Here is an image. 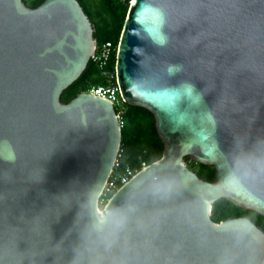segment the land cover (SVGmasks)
<instances>
[{
  "label": "water",
  "instance_id": "1",
  "mask_svg": "<svg viewBox=\"0 0 264 264\" xmlns=\"http://www.w3.org/2000/svg\"><path fill=\"white\" fill-rule=\"evenodd\" d=\"M93 32L77 0H0V264H264L250 220L210 218L220 199L264 217V0H131L117 85L164 150L102 208L117 114L87 93L61 101Z\"/></svg>",
  "mask_w": 264,
  "mask_h": 264
},
{
  "label": "trees",
  "instance_id": "2",
  "mask_svg": "<svg viewBox=\"0 0 264 264\" xmlns=\"http://www.w3.org/2000/svg\"><path fill=\"white\" fill-rule=\"evenodd\" d=\"M29 7L38 6L43 0H22ZM93 27L96 45L110 41L114 46L108 69H114L116 48L126 19L131 0H77ZM99 71L92 60L76 82L61 95L63 103L92 87L104 85ZM124 125L121 128L120 157L117 159L119 171L129 168L134 174L161 159L164 146L155 128L153 115L146 109L122 104ZM186 167L200 179L215 183L216 171L212 166H204L185 159ZM195 166V167H194ZM244 217L264 232V217L250 210H242L225 199L216 201L211 208L210 218L218 224L227 219Z\"/></svg>",
  "mask_w": 264,
  "mask_h": 264
},
{
  "label": "built area",
  "instance_id": "3",
  "mask_svg": "<svg viewBox=\"0 0 264 264\" xmlns=\"http://www.w3.org/2000/svg\"><path fill=\"white\" fill-rule=\"evenodd\" d=\"M113 52L114 46L110 41L96 45L95 54L93 58H91V60L97 67L99 76L104 80L105 84L92 87L85 93L110 101L117 114L119 126L122 128V126L124 125V121L122 119L123 102L119 94V88L116 80V71L115 67L114 69H108V65ZM119 157L120 150L118 152L117 159ZM118 169L119 164L116 160L113 170L100 196V204H105V202L116 190H118L122 185L126 184L135 175L134 172H132V170L127 167L122 171H119Z\"/></svg>",
  "mask_w": 264,
  "mask_h": 264
},
{
  "label": "clouds",
  "instance_id": "4",
  "mask_svg": "<svg viewBox=\"0 0 264 264\" xmlns=\"http://www.w3.org/2000/svg\"><path fill=\"white\" fill-rule=\"evenodd\" d=\"M157 14L160 16V22H161V25H162L163 24V14L162 13H157ZM155 43H157L160 46H163L164 44L167 43V37H165L163 35H160V37L157 40H155ZM181 70H182V68L179 65H175V66H170L169 67V73L170 74H175V73H177V72H179ZM184 87H185V90L189 94H191L193 92L194 88H195V85L190 84V83H186L184 85ZM133 94L134 95H138V96H142V94L141 93H138V92H134Z\"/></svg>",
  "mask_w": 264,
  "mask_h": 264
},
{
  "label": "rangeland",
  "instance_id": "5",
  "mask_svg": "<svg viewBox=\"0 0 264 264\" xmlns=\"http://www.w3.org/2000/svg\"><path fill=\"white\" fill-rule=\"evenodd\" d=\"M194 167H195V166H194ZM103 205H104V204H101V205H100V208H102V207H103Z\"/></svg>",
  "mask_w": 264,
  "mask_h": 264
}]
</instances>
